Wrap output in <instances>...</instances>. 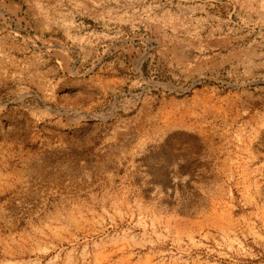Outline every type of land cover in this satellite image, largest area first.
<instances>
[{"label": "rangeland", "instance_id": "obj_1", "mask_svg": "<svg viewBox=\"0 0 264 264\" xmlns=\"http://www.w3.org/2000/svg\"><path fill=\"white\" fill-rule=\"evenodd\" d=\"M0 264H264V0H0Z\"/></svg>", "mask_w": 264, "mask_h": 264}]
</instances>
